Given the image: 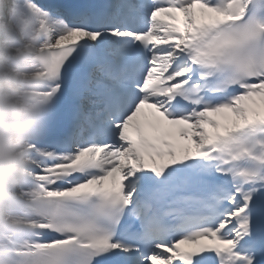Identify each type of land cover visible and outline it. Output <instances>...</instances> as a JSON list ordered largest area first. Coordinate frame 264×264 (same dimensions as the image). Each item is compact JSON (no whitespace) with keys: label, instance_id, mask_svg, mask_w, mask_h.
<instances>
[{"label":"snow or ice","instance_id":"obj_1","mask_svg":"<svg viewBox=\"0 0 264 264\" xmlns=\"http://www.w3.org/2000/svg\"><path fill=\"white\" fill-rule=\"evenodd\" d=\"M0 264H264V0H0Z\"/></svg>","mask_w":264,"mask_h":264},{"label":"clouds","instance_id":"obj_2","mask_svg":"<svg viewBox=\"0 0 264 264\" xmlns=\"http://www.w3.org/2000/svg\"><path fill=\"white\" fill-rule=\"evenodd\" d=\"M7 63L6 59L0 58V69ZM28 84L23 78V68L15 77L0 75V145L16 143L28 125L25 108L17 103ZM2 182L3 176H0Z\"/></svg>","mask_w":264,"mask_h":264}]
</instances>
